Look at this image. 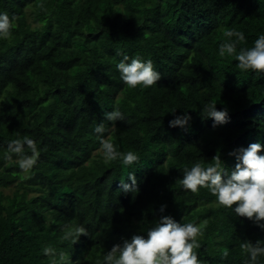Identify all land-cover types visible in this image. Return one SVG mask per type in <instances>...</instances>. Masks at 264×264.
Here are the masks:
<instances>
[{"label": "trees", "instance_id": "1", "mask_svg": "<svg viewBox=\"0 0 264 264\" xmlns=\"http://www.w3.org/2000/svg\"><path fill=\"white\" fill-rule=\"evenodd\" d=\"M0 12L15 17L0 38V264H103L161 215L201 228L194 251L203 264H247L241 245L264 241V230L180 180L216 156L230 172L229 153L264 145V74L218 52L231 29L245 36L237 51L254 47L264 0H0ZM124 55L150 59L161 79L126 85L116 68ZM207 104L227 109L229 122L214 128ZM113 109L125 119L104 121L105 135L138 155L130 166L106 161L94 132ZM174 111L188 112L189 125L169 127ZM25 139L39 152L30 170L19 167L29 146L9 150ZM130 174L138 191L122 187ZM81 226L88 235L73 243ZM46 246L64 261L45 256Z\"/></svg>", "mask_w": 264, "mask_h": 264}, {"label": "clouds", "instance_id": "2", "mask_svg": "<svg viewBox=\"0 0 264 264\" xmlns=\"http://www.w3.org/2000/svg\"><path fill=\"white\" fill-rule=\"evenodd\" d=\"M14 19L15 17L10 18L7 13L0 12V38L11 35L10 29ZM225 35L229 39L219 45V55L235 54L237 66L241 70L264 74V34L258 36L254 47L240 48L239 51L237 44L245 40L244 33L231 29L226 31ZM233 37L235 39H231ZM116 68L120 73V79L131 87L137 85L149 87L161 79L160 73L154 69L153 62L138 56L130 58L124 55L117 62ZM201 112L203 117L213 121L214 128L229 122L227 109L218 110L216 104L205 105ZM124 119V114L119 109L105 112L103 121L95 126L94 132L97 134L106 161L119 159L122 164L130 166L139 160L138 155L133 151L126 153L119 151L105 135L108 129L104 121L116 122ZM190 120L188 112L174 114L173 119L169 121V127L185 128ZM25 145L31 148V155H22L19 167L22 170H30L39 156L33 140H13L9 144V150L21 154ZM229 155H234L237 161L230 172L224 170L220 157L216 156L215 165L202 167L201 163L197 162L190 168H185L180 183L192 192H196L198 188H207L220 205L230 208L236 216L245 217L264 230V145L260 142L251 143ZM128 179L131 184H123L124 191H138L135 176L130 174ZM166 207L161 205L160 213H164ZM200 234L201 228L196 224L177 222L170 215H161L155 226L147 230L146 235L134 234L130 239L113 245L104 255L103 264H203L194 251L200 246L196 239ZM81 235H88L87 229L82 226L76 228L72 237L73 243H76ZM241 247L249 254L247 264H257L258 257L264 255V241H257L255 245L244 242ZM43 254L54 257L58 255L61 261H64L65 257L63 251L57 252L50 246L43 248Z\"/></svg>", "mask_w": 264, "mask_h": 264}, {"label": "rangeland", "instance_id": "3", "mask_svg": "<svg viewBox=\"0 0 264 264\" xmlns=\"http://www.w3.org/2000/svg\"><path fill=\"white\" fill-rule=\"evenodd\" d=\"M9 190V189H8ZM11 190H13V189H11ZM6 193H7V191H6Z\"/></svg>", "mask_w": 264, "mask_h": 264}]
</instances>
